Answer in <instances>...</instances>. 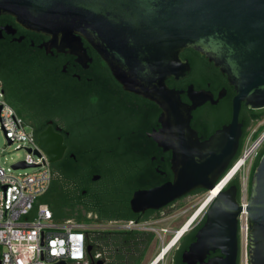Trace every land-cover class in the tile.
<instances>
[{"label":"water","instance_id":"water-1","mask_svg":"<svg viewBox=\"0 0 264 264\" xmlns=\"http://www.w3.org/2000/svg\"><path fill=\"white\" fill-rule=\"evenodd\" d=\"M0 15L48 37L39 48L51 46L84 59V39L125 91L160 108L161 126L149 136L171 150L173 177L135 191L129 203L132 210H143L163 206L194 189L216 194L196 239L182 252L184 262L218 248L221 262L232 263L237 250L235 217L245 210L247 262L264 264V152L252 171L245 206L236 197L235 185L220 191L214 187L239 148L241 104L249 109L264 107V0H0ZM2 32L13 35L15 29L7 24L0 27V38ZM187 48L212 63L234 92L230 120L205 138L190 126L191 111L206 101L216 103L226 90L221 88L214 98L209 90L192 84L185 90L168 87V78L177 81L190 71L187 60L180 57ZM183 92L189 103L181 100ZM45 133L36 140L52 161L56 156L43 141Z\"/></svg>","mask_w":264,"mask_h":264},{"label":"flooded vegetation","instance_id":"flooded-vegetation-1","mask_svg":"<svg viewBox=\"0 0 264 264\" xmlns=\"http://www.w3.org/2000/svg\"><path fill=\"white\" fill-rule=\"evenodd\" d=\"M15 34L16 29L11 36ZM20 36L22 40L24 35ZM44 37L41 43L48 40ZM82 44L87 54L84 59L51 46L39 48L51 63H61L63 82L57 85L63 90L62 98L23 108L29 130L35 138L46 132L43 141L51 156H56L48 161L51 176L61 180L64 209L81 210L92 220L84 232L82 260H65L64 264H226L221 262L223 254L218 248L208 250L199 260H182V252L207 219L209 206L198 216H192L193 210L180 213L179 209L189 198L202 195L201 199L205 190L194 189L158 208L130 207L135 191L173 177L171 150L149 136L161 126V111L152 101L125 91L96 51L84 39ZM180 97L189 103L184 92ZM220 99L191 111L190 126L201 138L209 130V118L220 110ZM82 111L90 113L81 115ZM180 202L183 205L178 207ZM59 205L54 208L62 210ZM238 215L237 250L230 264H240ZM180 227L185 231L178 239Z\"/></svg>","mask_w":264,"mask_h":264},{"label":"built area","instance_id":"built-area-1","mask_svg":"<svg viewBox=\"0 0 264 264\" xmlns=\"http://www.w3.org/2000/svg\"><path fill=\"white\" fill-rule=\"evenodd\" d=\"M259 123L250 128L243 139L240 155L231 161L214 186L220 185L218 189L220 191L227 186L232 177L238 175L241 189L245 191L239 202L244 206L247 198L248 170L264 140V131L254 137ZM0 128L7 143L14 144L15 149H23L25 153L22 159L7 166L0 163V264H54L61 260L81 261L84 232L90 228L91 223L71 220L55 222L51 210L45 203L35 205L36 198L48 187L51 168L46 154L38 146L31 130L5 101L1 85ZM19 162L26 166L13 167ZM232 170L234 171L230 174ZM211 192L212 190L206 191L198 200L192 216H198L209 206L216 196L211 195ZM32 209L34 213L28 217ZM181 229L184 228L180 227L179 230ZM184 231L185 229L178 239ZM238 233L240 245H247L248 220L245 210H240L238 215Z\"/></svg>","mask_w":264,"mask_h":264},{"label":"trees","instance_id":"trees-1","mask_svg":"<svg viewBox=\"0 0 264 264\" xmlns=\"http://www.w3.org/2000/svg\"><path fill=\"white\" fill-rule=\"evenodd\" d=\"M7 24L16 29V34L15 36H11L2 32V37L0 38V85L5 101L14 109L27 126V119L23 112V108L27 104L62 98L63 90L57 85L63 82L59 75L61 63H51L45 52L39 49L38 45L45 38L43 35L21 28L14 22L11 16L0 15V27ZM20 35H24L22 40L16 41L13 39L14 37H20ZM31 42L34 44L31 45ZM180 57L187 60L190 71L185 77L177 81L168 78L166 80L168 87L184 90L187 85L192 84L195 89L203 88L209 90L215 96H217L221 88L226 90L225 95L219 100L220 110L208 120L207 126H209V130L205 135L207 137L216 128L230 120L231 98L234 92L232 87L226 83L225 76L196 51L189 48L184 49L180 53ZM66 91L65 97H68ZM29 92L32 95H29ZM89 113V111H82L80 114L87 115ZM238 120L242 123V135L234 159L240 155L243 139L250 128L261 122L256 128L254 137L264 129V123L262 122L264 120V107L260 109H249L244 104H241ZM205 128H201V130ZM82 131H85V129L81 128ZM106 137L109 138V136ZM263 152L264 140L249 167L246 194H248L252 171ZM232 184L236 186V197L239 201L241 197V184L238 175L232 177L227 186ZM65 200L61 189L60 178L51 176L47 189L42 195L36 198L35 205L45 203L51 210L52 219L55 222H63L66 220L82 223L92 222L90 217L81 213V210L72 209L69 212V210L64 209ZM56 203L62 206V210H56L54 208ZM182 205L183 202H180L178 207ZM33 213L34 209L27 216L31 217Z\"/></svg>","mask_w":264,"mask_h":264},{"label":"rangeland","instance_id":"rangeland-1","mask_svg":"<svg viewBox=\"0 0 264 264\" xmlns=\"http://www.w3.org/2000/svg\"><path fill=\"white\" fill-rule=\"evenodd\" d=\"M262 122L264 123V120ZM263 131L264 129L259 134H261ZM24 154L25 153L23 149H15L14 144L7 143L3 131L0 128V163L7 166L18 159H22L24 157ZM244 195H245V191L241 189V197H244ZM200 197L187 199L185 201V205L179 209V212L182 213L185 210L187 211L194 210L195 204L198 202ZM240 264H248L246 245L243 244L240 245Z\"/></svg>","mask_w":264,"mask_h":264},{"label":"bare ground","instance_id":"bare-ground-1","mask_svg":"<svg viewBox=\"0 0 264 264\" xmlns=\"http://www.w3.org/2000/svg\"><path fill=\"white\" fill-rule=\"evenodd\" d=\"M233 171H234V170H232V171L230 172V174H231ZM230 174H229V175H230ZM229 175H228V176H229ZM219 187H220V185L216 186L215 188L218 190ZM214 194H215V193L212 191V192H211V195H214ZM183 230H184V229L179 230V232H178V234H177V238H178V236H180V234L183 232Z\"/></svg>","mask_w":264,"mask_h":264}]
</instances>
